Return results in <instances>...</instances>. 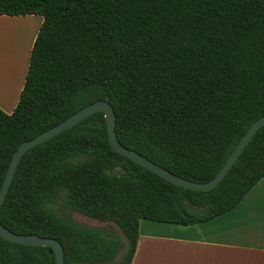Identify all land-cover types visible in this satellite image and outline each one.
I'll list each match as a JSON object with an SVG mask.
<instances>
[{"label": "trees", "instance_id": "obj_1", "mask_svg": "<svg viewBox=\"0 0 264 264\" xmlns=\"http://www.w3.org/2000/svg\"><path fill=\"white\" fill-rule=\"evenodd\" d=\"M37 14L19 99L0 108V187L20 143L107 100L115 134L174 174L210 180L264 115V0H0V15ZM264 176V125L222 180L188 189L114 151L102 111L29 148L0 207L15 233L57 239L64 264H110L120 246L63 216L112 222L130 264L139 222L190 225L234 208ZM0 264H56L51 246L0 235Z\"/></svg>", "mask_w": 264, "mask_h": 264}, {"label": "crops", "instance_id": "obj_2", "mask_svg": "<svg viewBox=\"0 0 264 264\" xmlns=\"http://www.w3.org/2000/svg\"><path fill=\"white\" fill-rule=\"evenodd\" d=\"M32 15L1 14L0 36L4 33L5 40L9 37L8 44H12L15 36L11 37L8 26L3 24L29 20L26 18H31ZM41 22L42 17L38 21L37 30ZM34 38L35 35L32 41ZM18 39H15L14 44H17ZM5 40L0 43L6 45ZM15 46L10 48L14 51L9 58L11 64H7L3 56H0L9 70L14 72L13 76L7 74L6 65L0 61V108L5 112L4 105L11 104L10 112L15 107L25 77L24 75L12 89L7 87V77L12 83L15 72L19 69V53H15ZM5 48L6 46L3 49ZM142 220L139 222V236L130 264H264V176L234 208L205 222L180 225L165 222L144 223ZM144 225L154 230H143Z\"/></svg>", "mask_w": 264, "mask_h": 264}, {"label": "water", "instance_id": "obj_3", "mask_svg": "<svg viewBox=\"0 0 264 264\" xmlns=\"http://www.w3.org/2000/svg\"><path fill=\"white\" fill-rule=\"evenodd\" d=\"M102 111L104 113L106 126H107V136L108 141L114 151L126 156L127 158L135 161L136 163L142 165L148 170L156 173L157 175L163 177L164 179L174 183L176 185L194 189V190H210L215 187L225 176L231 166L235 163L239 155L245 149L246 145L249 143L253 135L258 131L260 127L264 125V115L256 119L251 123L247 128L245 133L239 139L235 147L229 153L224 163L221 165L217 173L206 182H195L185 178H182L173 172L161 167L157 163H154L147 157L141 155L134 149L123 146L116 137L114 126H115V114L113 111L112 105L103 99L96 100L81 109L77 110L73 114L69 115L59 123L54 126L42 131L35 137L25 140L19 144L17 149L14 151L9 165L7 167L6 174L3 178L1 187H0V207L5 199V196L9 190L10 184L12 182L13 176L15 174L16 168L24 155V153L31 147L51 138L52 136L72 127L77 122L81 121L83 118L88 115ZM0 235L10 241L27 244V245H41V246H51L55 254L56 264H64V251L61 243L53 238L40 236L35 233H15L8 230L5 226L0 223Z\"/></svg>", "mask_w": 264, "mask_h": 264}, {"label": "rangeland", "instance_id": "obj_4", "mask_svg": "<svg viewBox=\"0 0 264 264\" xmlns=\"http://www.w3.org/2000/svg\"><path fill=\"white\" fill-rule=\"evenodd\" d=\"M26 19H29V20H23L20 22L3 24V26H8V28H9L8 30L11 31V33H12V34H9V35H12L11 37L15 36L14 37L15 39H17V37L19 38L17 44H13V46L11 44V47H13V48L16 45L15 52L17 51L19 53L18 61H17L19 69L15 72V77H14L15 79H14L13 83H11L10 79L7 77L6 83H7V85L9 84L7 87H9L10 89H12L15 85H17L23 79V77L25 75V72L27 70L30 46L33 42L32 38L37 33L38 21L41 19V16H39L37 14H35V15L33 14L31 16V18H26ZM3 37L5 38L6 35H4ZM8 46H10V44L9 45L6 44V48L2 49V51H3L2 55H3V58L6 61V63L11 64L9 58L12 56V51L9 50L10 48L7 49ZM6 72H7V74L10 73L12 75V72L9 70L8 66L6 67ZM4 106L5 107H3V108H5L6 112H10L9 110L11 109V104L10 105H4ZM59 213L63 216H69L73 220H75L81 224L98 227L102 230V232L104 234H109V233L117 234L120 238L121 243H120L119 249L117 250V252H116L114 258L112 259V261L110 262V264H120L121 259L123 257L124 252H125V249H126V240H125V237L123 236V234L121 233V231L118 229V227L114 223L103 222V221H99L96 219H92V218L85 216L84 214H82L78 211H68V210L62 211V210H59ZM142 221L144 223H156V221L145 220V219ZM143 230L153 231L154 229L151 228L150 226L144 225Z\"/></svg>", "mask_w": 264, "mask_h": 264}, {"label": "bare ground", "instance_id": "obj_5", "mask_svg": "<svg viewBox=\"0 0 264 264\" xmlns=\"http://www.w3.org/2000/svg\"><path fill=\"white\" fill-rule=\"evenodd\" d=\"M0 32H1V31H0ZM3 35H4V33H3ZM3 35H1V36H3ZM1 36H0V39H1V38H2V39L0 40V42L3 41V39L5 40V38H3V37H1ZM8 38H9V37H8ZM8 38H7V39H8ZM7 39L5 40V42L7 41L6 44L9 45V44H8L9 40H7ZM9 39H10V38H9ZM12 40H14L13 43H12V41H10V42H11L12 44H14V43H15V39L13 38ZM3 42H4V41H3ZM17 42H18V40L16 41V43H17ZM2 44H3V43H0V46H2ZM3 45L6 46L5 44H3ZM4 46H2V47L4 48ZM15 47H16V46H15ZM3 48H2V49H3ZM9 48H12V47H11V44H10ZM7 49H8V48H7ZM9 50H11V49H9ZM11 51L14 53L13 50H11ZM4 52H5V51H4ZM16 52H17V51H16ZM16 52H15V53H16ZM2 53H3V51L1 52V50H0V56H3ZM4 55H5V54H4ZM0 59H1V57H0ZM3 60H4V58H3ZM0 61H1V63H2L3 65L5 64V62L3 63L2 59H1ZM5 65H7V64H5ZM7 66H8V65H7ZM7 66H6V67H7ZM11 66H12V65H11ZM17 66H18V65H17ZM15 69H17V67L14 68L13 71H15ZM10 71H11V70H10ZM12 73L14 74V72H12ZM13 74H12V76H13ZM10 77H11V76H10ZM14 79H15V78H14ZM12 80H13V79H12ZM10 81H11V80H10ZM13 82H14V81H12V83H13Z\"/></svg>", "mask_w": 264, "mask_h": 264}]
</instances>
